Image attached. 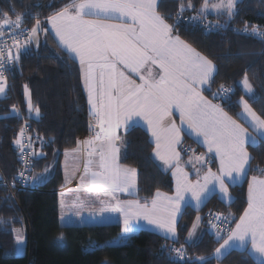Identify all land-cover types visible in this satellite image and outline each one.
Here are the masks:
<instances>
[{"label":"trees","instance_id":"16d2710c","mask_svg":"<svg viewBox=\"0 0 264 264\" xmlns=\"http://www.w3.org/2000/svg\"><path fill=\"white\" fill-rule=\"evenodd\" d=\"M71 2L0 0V16L16 20L19 15L22 24L32 26L37 19L44 21ZM189 3L193 7H188ZM203 3L159 0L158 10L174 26V34L213 62L211 92L205 94L212 98L211 93L223 85L230 90L227 98L216 100L226 112L239 119V99L243 97L264 117V40L244 32L253 28L264 31V0H240L232 15L220 12L204 17L203 21L222 23L221 30H207L201 25L203 21L192 19ZM14 70L12 83L0 97V264H264L248 249H231L217 259L215 249L222 240L207 229L197 240H187L198 213L204 215L205 224L206 211L217 210L230 219L232 227L247 208L250 179L262 175L257 169L264 170V137L258 146H247L251 170L241 183L230 185L232 201L226 203L215 193L199 209L187 205L178 220L175 239L147 229L125 236L119 222L102 220L100 213L90 214L83 224H66L60 217L58 193L65 182L61 160L92 126L80 66L47 31L36 49L27 48L19 54ZM245 76L255 88L251 94L244 91ZM29 103L39 108V116L29 110ZM24 127L32 138L45 140L35 141L28 176L43 171L51 161L55 163L52 174L33 189L18 188L15 178L20 168L16 141ZM119 135L124 141L120 146L121 163L137 170V196L148 199L158 191L172 192L171 171L154 158L149 132L140 126ZM183 145L202 149L187 135ZM182 152L185 157L183 147ZM15 229L25 230L23 252H17ZM172 246H183L187 257L179 259L170 250Z\"/></svg>","mask_w":264,"mask_h":264},{"label":"snow or ice","instance_id":"6c2138e0","mask_svg":"<svg viewBox=\"0 0 264 264\" xmlns=\"http://www.w3.org/2000/svg\"><path fill=\"white\" fill-rule=\"evenodd\" d=\"M188 7L193 6L189 3ZM233 7L234 0H227V5L223 0L220 4L211 5L216 10L224 8L229 15H232ZM208 10L209 0H204L201 15ZM4 15L7 16L6 13ZM48 20L69 57L79 61L91 106L90 116L96 119L99 129L93 139L84 142L89 146L98 145L99 148L100 170H91V160L84 167L85 176L89 177L92 186L88 191L98 189L107 193L134 189L136 170L121 167L118 163L120 147L116 141L124 143L117 135V129L121 127L125 132H130L143 122L154 139L156 156L165 165L174 168L175 196H163L157 192L150 207L139 201L116 200L114 207L99 210L103 214L119 209L126 235L139 227L130 224V221L142 217L166 236L175 238L176 217L181 213L182 202L187 203L191 199L199 205L217 189L221 194H227L229 183L242 179L251 170L252 157L247 146H258V136L264 137V117L257 115L241 97L243 110L239 115L257 133L253 135L220 104H214L203 94L204 91L211 92L215 66L210 59L174 34V26L168 24L157 11V0H72ZM109 20H130L131 23H107ZM22 22L23 18L17 15L15 21L5 19L0 26L18 28ZM38 31L46 30L41 29L37 19L25 45ZM253 33L264 36V32H257L255 28ZM0 36H3V32H0ZM12 39L18 51L15 56L9 51L8 60L19 59V48L25 47L19 45L15 34ZM149 62L158 65V78L149 73L148 78L140 76L141 82L137 83L126 75V71L138 73ZM3 64L4 53L0 50V68ZM243 83L250 93L252 89L247 76ZM229 91L221 85L217 92L211 93L212 98L224 100ZM3 92L4 87L0 85V93ZM29 110L39 116V108H34L31 103ZM173 114H178L179 126L171 121L165 125L164 118ZM89 127L92 130V126ZM182 133L206 146L207 153L219 160L218 171L213 172L209 167L201 179L200 169L197 168L195 175L198 178L195 182L189 180V174L180 166V152L176 150L177 145L182 143ZM16 143L21 145L23 151L21 141L18 139ZM95 153L96 149L93 148L88 155ZM195 159L202 162L201 168L213 162L212 156L205 160L204 155H199ZM257 170L264 175V170ZM23 177L24 173L21 172L19 178ZM40 179L38 176L31 177L33 183ZM81 179L83 181V177ZM186 193L190 197L186 198ZM226 220L227 217H224L221 223ZM221 232L226 234V238ZM215 234L223 240L215 249L217 259L224 252L233 248L244 249L249 243L255 252L264 256V179L253 176L249 182L248 205L235 222V228H217ZM192 235L190 232L189 238ZM16 239L18 243L22 241L19 235Z\"/></svg>","mask_w":264,"mask_h":264},{"label":"rangeland","instance_id":"374dc122","mask_svg":"<svg viewBox=\"0 0 264 264\" xmlns=\"http://www.w3.org/2000/svg\"><path fill=\"white\" fill-rule=\"evenodd\" d=\"M240 0H234V7L232 12L235 10L236 4L237 2ZM221 0H209V10L206 11L203 15H201V9L202 6L199 10V13L197 14V19H195L197 22L198 21H203V19H205L204 17H207V14L212 13V14H216V13H220V12H225L228 13L224 8H221L219 10L216 9H212L211 5L212 4H220ZM223 3L225 5H227V0H223ZM204 4V3H203ZM36 23V22H35ZM35 23L30 26V28L32 29L35 26ZM41 29H45L46 26L45 24L42 25L40 24ZM41 34V31H38L37 34L35 35V37H33V42L34 45L37 46V42H38V34ZM44 32V31H43ZM186 42V41H185ZM189 44V43H188ZM34 48V47H33ZM15 51V50H14ZM16 55V53H14V56ZM244 82V80H243ZM248 83L251 86L252 91L250 93H252L255 88L254 86L249 82ZM243 87H244V83H243ZM244 91L247 94H250L247 89L244 87ZM209 100H211V98H209L205 92L203 93ZM245 100V99H244ZM32 104V103H31ZM28 108H29V104H28ZM34 116H37L35 111H33ZM230 115V114H229ZM231 116V115H230ZM233 119H236L235 117H233ZM244 120V119H243ZM245 121V120H244ZM238 123H240L237 120ZM241 124L248 129L249 132H251L254 135V131L253 129H251V127L249 126V124L245 121V123L241 122ZM17 144V143H16ZM183 150H184V145H182ZM187 151L184 150L186 156L184 160H182L180 162V166L184 169L185 172H187L189 174V180L195 182L196 179L198 178L195 175V171L197 168L200 169V178L202 179L203 175L206 173L207 168H211L213 172L218 171L219 169V160L217 158H215L213 156V154H209L207 153V149L205 152H196L197 150L192 147V146H186ZM80 147L77 146L76 148H71L66 150L64 153V163L65 166H63L64 168V179H65V184L68 183V180H72L76 178V175L78 174L80 167H81V153H80ZM199 155H204L205 160H207L210 156H212L213 161H214V166L211 165V163H208L207 165H205V167L201 168V163L202 162H198L196 161L195 157L199 156ZM189 161H191V163H189ZM87 163V161L84 163L83 168L85 167V164ZM194 165V167H193ZM55 163L54 161H51L43 171L41 172H37L34 173L32 176H28V180H31V177L33 176H38L41 177V179L37 182V183H42L44 182L53 172ZM170 171L171 174L174 171L173 167H169L168 165H166ZM121 167H126V168H131V169H135L134 167H130V166H125L122 164ZM91 170L92 171H98V169L96 168L95 165H91ZM136 170V169H135ZM83 177V181L82 178ZM1 178V175H0ZM136 178H137V171H136V177H135V185H136ZM172 179L174 182V188L172 192H166V191H161L163 193H165L167 196H175V189H176V180L172 175ZM76 185L75 186H70L68 187L66 190H64L62 193H60V217L62 219V221L66 224H83L84 222H86L88 220V217L90 214H93L95 212H91V211H95V210H100L102 207H109L112 206L114 207L116 204V200H120V201H137L134 199L128 200L127 197H121L119 196L118 198L116 197L115 199H113V196L116 192H110V193H103V192H97L96 190L93 189V191L89 192L88 186H90V182H89V177L85 176V174L83 173V171H81L78 174V177L76 179ZM227 182V181H226ZM86 187V188H85ZM130 190V189H129ZM119 194H125L128 191H117ZM217 193V196L221 199V198H225L224 196L226 195L228 198L232 197V193L230 190V185L228 186V192L227 194H221L218 189L213 191L207 198H205L203 200L206 201L209 197H211L213 194ZM186 198L190 197V194H185ZM203 202L200 203L199 205H197L195 200H191L189 199L187 203H183L182 205V209L183 207H185L186 205H190L195 209H199L202 205ZM100 213L99 218H101L102 220H110V221H117V222H121V226H122V233L125 236H129V234H125L124 233V223H123V215L122 213H120L119 209L112 211V212H105L103 214ZM97 214V212H96ZM199 217V219H197ZM204 220V215L202 213H198L194 220L193 223L188 231L187 234V240L188 241H194L197 240L200 236L201 233L198 231L193 237L189 238V233H194V230L199 229V228H203L204 231L205 229H207L210 233L215 234L217 229L213 227L214 224L212 223H207L205 221V224L202 223V221ZM130 224L132 225H139V227H135L133 232H137L142 228H148V222L146 220H144L142 217L139 219H133L130 221ZM148 224V225H147ZM196 225L195 229L193 228V225ZM203 224V225H202ZM152 226V225H149ZM132 232V233H133ZM202 232V231H201ZM14 234H15V238L17 237V235H19L20 237H22V241L21 242H17L16 239V245H17V252H23L24 248H25V243H26V236H25V230H21V229H15L14 230ZM243 250V249H241ZM229 251V250H228ZM227 252V251H226ZM224 252V254L226 253ZM223 254V255H224ZM216 255V253H215ZM222 255V256H223ZM220 264V263H217Z\"/></svg>","mask_w":264,"mask_h":264},{"label":"crops","instance_id":"0c3cea01","mask_svg":"<svg viewBox=\"0 0 264 264\" xmlns=\"http://www.w3.org/2000/svg\"><path fill=\"white\" fill-rule=\"evenodd\" d=\"M158 4H159V0H157V11H158V13L161 15V16H163L164 18H165V20H166V22L168 23V24H170L169 22H168V20L166 19V17L161 13V12H159V10H158ZM62 10V9H61ZM60 11V10H59ZM58 11V12H59ZM57 13V12H56ZM55 14V13H54ZM54 14H52L51 16H53ZM50 16V17H51ZM49 18V17H48ZM48 18H46L44 21H40V24H42V25H44L45 24V26H46V30L47 31H49L53 36H54V38L56 39V41L58 42V44L63 48V46L60 44V42H59V38L55 35V30L52 28V25H51V23L49 22V20H48ZM107 23H113V24H119V23H122V22H126V23H131V21L130 20H125V21H121V20H109V21H106ZM36 24V23H35ZM171 25V24H170ZM47 33V32H46ZM45 32H43V31H41V34H40V32H39V34H38V42H37V46L36 45H34V42H33V38L25 45V42H23V43H19V45H25V47H21V48H19V54L20 53H22L23 51H25L27 48H37L38 46H39V44H40V42H41V36H42V34H46ZM182 39V38H181ZM183 40V39H182ZM64 49V48H63ZM14 53H16L17 54V51H18V47L16 46L15 48H14ZM65 50V49H64ZM77 62H78V64H79V61H78V59H76L75 57H73ZM80 66V65H79ZM159 67H158V65H153V64H151L150 62L149 63H146L145 65H143L140 69H139V72L138 73H130V72H127L126 71V75H130V78L131 79H133V80H135L137 83H140L141 81H140V76H144L145 78H148V76H149V73H151L153 76H156L157 78H158V73H159ZM82 82H83V85H84V88H85V84H84V81H83V79H82ZM0 85H2L3 87H4V92L3 93H0V97H2V96H4L5 94H6V91H7V88H8V83L5 81V80H3V79H0ZM85 91H86V96H87V101H88V94H87V90H86V88H85ZM254 92V91H253ZM252 92V93H253ZM251 94V93H250ZM210 98V97H209ZM245 99V98H244ZM211 100H212V102L214 103V104H220V102L219 101H217L216 99H213V98H211ZM240 100H241V98L239 99V103H240ZM245 101H247L246 99H245ZM247 103L249 104V102L247 101ZM221 105V104H220ZM249 106L252 108V106L249 104ZM88 107H89V112H90V108H91V106L89 105V103H88ZM253 109V108H252ZM225 110V109H224ZM242 105H241V103H240V110H239V112H238V117H239V119H237L236 118V120H238L239 122H240V124H241V122L243 123H245V121L243 120V118H241L240 117V113L242 112ZM226 111V110H225ZM253 111H255L254 109H253ZM256 112V111H255ZM229 114V113H228ZM258 115V114H257ZM232 116V115H231ZM233 117V116H232ZM91 120H92V126L93 125H95V127L97 128V121H96V119L93 117V116H91ZM175 122L178 126H179V124H180V121H179V118H178V114H173V115H171V116H169V117H165L164 118V121H163V123L166 125V124H168L169 122ZM141 127H143L144 129H146L147 130V128H146V125H144L143 124V122H142V124H141ZM252 129V128H251ZM123 130H125L123 127H121V128H119V129H117V135L118 136H120L119 135V132L120 131H123ZM149 134H150V136H151V133L149 132ZM254 135H257V133L256 132H254ZM185 136H186V134H183L182 133V143L180 144V145H177V148H176V150L178 151V152H180V162L182 161V160H184V159H186L185 157H184V155H183V152H182V145H183V141H184V138H185ZM188 136V135H187ZM191 138V137H190ZM260 138H263V137H260V136H258V140H260ZM151 139H152V142H153V144H154V148H153V156H154V158L158 161V162H161V163H163L164 164V162L162 161V160H160L159 159V157H157L156 156V154H155V142H154V139L151 137ZM193 139V138H192ZM89 139L86 137V136H84V137H82L80 140H79V142H78V144H77V146H79L80 147V153H81V167H80V170H79V172H78V174L81 172V171H83V173H84V168H83V165H84V163L87 161H89V160H91L92 161V164L91 165H95L96 166V168L98 169V171L100 170L99 169V167H98V164H99V155H98V152H99V148L98 147H95V149H96V153L95 154H93L92 156H89L88 155V153L89 152H91L92 150H93V146H89L88 144H85L84 142L85 141H88ZM194 141H196L195 139H193ZM197 142V141H196ZM116 143H117V146H121V141L120 140H117L116 141ZM199 145H201L200 143H198ZM76 146V147H77ZM202 146V145H201ZM76 147H74V148H76ZM206 146H202V149H199L198 151H196V152H205L206 151ZM248 150V149H247ZM249 152V151H248ZM64 154L65 153H63V157H62V160H61V166H62V169H63V174H64V168H63V166H65V163H64ZM250 154V153H249ZM118 163L120 164V166H122V163H121V161H120V152H119V160H118ZM126 166V165H125ZM137 171V170H136ZM78 174L76 175V178L75 179H72V180H68V183L67 184H65V182H64V186L63 187H61L59 190H58V193H59V195H60V193H62L64 190H66L68 187H70V186H75L76 185V179H77V177H78ZM85 174V173H84ZM0 175H1V178H0V180L3 178V174L1 173V171H0ZM254 176H256V177H258V178H262V179H264V175H254ZM245 178V176L242 178V179H240V180H238V181H236L235 183H229V185H231V184H237V183H241L242 181H243V179ZM252 179V178H251ZM251 179H250V181H251ZM31 181V180H30ZM32 182V181H31ZM33 183V182H32ZM34 184H36V185H38L39 183H37V182H35ZM89 188H91L92 186H91V184H90V186H88ZM86 188V187H85ZM89 188H86V189H89ZM94 190H96L97 192H103L104 193V191H101V190H98V189H94ZM138 191V189H137V178H136V185H135V187H134V189H130L127 193H125V194H119L118 192H116L115 194H114V196L113 197H119V196H121V197H127V199L128 200H131V199H134V200H137V201H139L141 204H144V203H147L148 205H149V207L151 206V203H152V200L153 199H155L156 198V194H157V192H156V194L153 196V197H151V198H148V199H146V198H140L139 196H137V192ZM111 191H109L108 193H110ZM159 193H161L163 196H167L165 193H163V192H161V191H158ZM217 194V193H216ZM169 196V195H168ZM225 198H221L224 202H226V203H229V202H231L232 201V199H233V196L232 197H227L226 195L224 196ZM59 199H60V196H59ZM205 202V201H204ZM203 202V203H204ZM182 205H183V202H182V204H181V213H182V211H183V209L187 206H185V207H183V209H182ZM91 212H97V213H99L100 211L99 210H93V211H91ZM181 213H178L177 214V217H176V234H175V238H177V236H178V229H177V223H178V220H179V218H180V216H181ZM244 213V212H243ZM242 213V214H243ZM241 214V215H242ZM238 220H239V218H238ZM237 220V221H238ZM202 221V220H201ZM236 221V222H237ZM203 222V221H202ZM119 223H121V222H119ZM122 224V223H121ZM148 225V224H147ZM203 225V224H202ZM235 228V223L232 225V227H231V229H234ZM142 229H147V230H152V231H155V232H157V233H159L160 235H162V236H164V237H166V238H169V239H175V238H172L170 235H165V233H163L162 231H160V230H158V229H156L154 226H149L148 225V228H142ZM200 232L201 233V235L204 233V229L203 228H199V229H197V227H196V229L194 230V233H192L193 235H192V237L197 233V232ZM202 231V232H201ZM215 236H216V234H214ZM217 237V236H216ZM218 238V237H217ZM225 238H226V235H225ZM223 243V240H222V242H221V244ZM233 249H239V248H233ZM244 249H248L249 251H251L255 256H256V258L257 259H260V260H264V256H261L259 253H257V252H255L252 248H251V244L249 243V244H247L246 245V247L244 248ZM231 250V249H230Z\"/></svg>","mask_w":264,"mask_h":264},{"label":"built area","instance_id":"2783aa9c","mask_svg":"<svg viewBox=\"0 0 264 264\" xmlns=\"http://www.w3.org/2000/svg\"><path fill=\"white\" fill-rule=\"evenodd\" d=\"M5 19H8L10 21H15L14 19L2 18L0 16V24H2V22ZM201 25H203L207 30H221L223 28L222 23H220L219 21L210 20V19H206L205 21L201 23ZM30 30H31L30 26H26L24 24H21L18 28L12 25L0 26V32H3V36H0V50H3V53H4V64H3V67L0 68V73H2V76H0V79L5 80L8 83V85L12 83L13 78L15 76V70H14L15 59L14 60L7 59L9 51L14 56V48L16 47V45L13 44V39H12L13 34H15L16 39L19 41V43H23L28 38ZM244 32L250 33L257 38L264 40V36H259V35L254 34L253 30L244 31ZM257 32H264V31L257 30ZM98 130H99L98 127L96 128L95 125H93L92 130L89 129L86 137L89 140L93 139L95 137L96 131ZM18 139L21 141V144L23 145V151L21 150V145L17 144L19 148V158H20V168L18 172L15 174V178L17 180L16 181L17 186L18 188H32L33 189V188H36L37 185L32 183L30 180H28V171L30 169L32 158L35 153V141L37 140V141L43 142L45 140L38 138V137L32 138L29 135L26 127H24L21 130ZM92 146L93 148L98 147V145H92ZM184 150H187L185 145H184ZM21 157H23V159H21ZM21 172L24 173L23 178H19V174ZM5 183L10 188L12 196H14L15 193H14V190L11 188V185L6 180H5ZM224 217H227V216L217 210H208L206 211V214H205V221L207 223L214 224L216 226L215 227L216 229L217 228L231 229V222H230V219H228V217H227V220L223 224L221 223V220H223ZM221 235H225V233L221 232ZM170 250L179 259H185L187 257L186 250L183 246H180V247L172 246L170 247ZM174 250H179V252L174 251Z\"/></svg>","mask_w":264,"mask_h":264},{"label":"water","instance_id":"95a60500","mask_svg":"<svg viewBox=\"0 0 264 264\" xmlns=\"http://www.w3.org/2000/svg\"><path fill=\"white\" fill-rule=\"evenodd\" d=\"M46 30V29H45ZM45 33L47 32V30L46 31H44Z\"/></svg>","mask_w":264,"mask_h":264}]
</instances>
